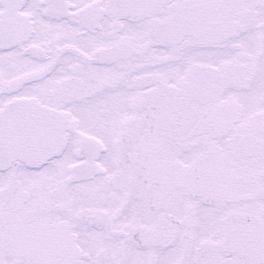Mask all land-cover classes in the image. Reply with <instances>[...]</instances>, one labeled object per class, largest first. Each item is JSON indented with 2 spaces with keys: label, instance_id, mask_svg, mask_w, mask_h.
Returning <instances> with one entry per match:
<instances>
[{
  "label": "snow or ice",
  "instance_id": "1",
  "mask_svg": "<svg viewBox=\"0 0 264 264\" xmlns=\"http://www.w3.org/2000/svg\"><path fill=\"white\" fill-rule=\"evenodd\" d=\"M0 264H264V0H0Z\"/></svg>",
  "mask_w": 264,
  "mask_h": 264
}]
</instances>
